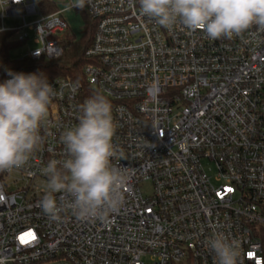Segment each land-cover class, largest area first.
Listing matches in <instances>:
<instances>
[{
	"label": "built area",
	"instance_id": "2783aa9c",
	"mask_svg": "<svg viewBox=\"0 0 264 264\" xmlns=\"http://www.w3.org/2000/svg\"><path fill=\"white\" fill-rule=\"evenodd\" d=\"M84 7L95 31L83 80L48 81L56 95L40 144L24 167L0 171V264H216L207 244L216 232L238 242L240 264H264V32L253 26L211 40L179 22L158 25L140 13L138 0H87ZM0 11V33L15 32L22 45L28 32L36 35L41 48L23 59L63 55V11L43 15L34 0H0ZM7 15L23 24L6 29ZM31 16L39 19L29 24ZM96 95L112 105L111 163L127 175L124 203L104 220L65 212L53 222L40 208L43 170L69 158L61 136ZM12 176L27 185L10 191L5 178ZM22 235L30 242L21 243Z\"/></svg>",
	"mask_w": 264,
	"mask_h": 264
},
{
	"label": "clouds",
	"instance_id": "9594fccd",
	"mask_svg": "<svg viewBox=\"0 0 264 264\" xmlns=\"http://www.w3.org/2000/svg\"><path fill=\"white\" fill-rule=\"evenodd\" d=\"M86 2L71 0L65 10L82 9ZM138 4L142 15L166 29L179 22L189 30H202L211 40L232 39L253 26L264 32V0H138ZM8 75L10 79L0 82V171L28 163L56 95L42 75L11 70ZM114 135L110 101L103 95L86 100L78 124L61 136L69 158L51 160L43 170L48 182L40 208L50 220L60 222L65 212L80 221L104 220L121 209L127 175L111 163L117 156ZM207 244L216 264H240L236 240L216 232Z\"/></svg>",
	"mask_w": 264,
	"mask_h": 264
},
{
	"label": "trees",
	"instance_id": "16d2710c",
	"mask_svg": "<svg viewBox=\"0 0 264 264\" xmlns=\"http://www.w3.org/2000/svg\"><path fill=\"white\" fill-rule=\"evenodd\" d=\"M39 10L43 15L55 13L59 10L56 2L52 0H43L38 4ZM81 12L84 27L80 36H76L69 26L64 34L59 37L63 48V55L55 61L32 59H22L14 61L10 58V51L18 48L22 43L12 41L10 38L15 32L0 33V42L3 45V53L0 59V82L5 81L8 77L9 70L13 73H35L47 78V81L59 77H72L76 81H82L83 67L88 64L85 52L91 46L95 31V21L91 18L88 10L83 7L77 8ZM264 250V230L259 234Z\"/></svg>",
	"mask_w": 264,
	"mask_h": 264
},
{
	"label": "rangeland",
	"instance_id": "374dc122",
	"mask_svg": "<svg viewBox=\"0 0 264 264\" xmlns=\"http://www.w3.org/2000/svg\"><path fill=\"white\" fill-rule=\"evenodd\" d=\"M34 1L38 5L43 0H34ZM52 1L56 2L59 7V10L64 12L63 16L66 19L68 25L70 26L71 31L76 36H80L81 31L84 27V20H83L81 12H79L77 8L75 7H73L70 11L65 10V5L70 3L71 0H52ZM0 14H1V11H0ZM38 19H39V16H31V17H28L27 22L29 24H33ZM22 24H23L22 19L19 16H8L7 15L3 21V26L6 29H11V30L14 29L16 26L22 25ZM28 37H29V40L26 44L21 45L18 48H14L10 51L9 55L12 60L14 61L22 60L27 54V52L41 48L39 44H36L35 33L28 32ZM17 40H18V36L14 35L12 38V41H17ZM203 166L205 170L208 172V174L214 178L215 177L214 166L211 164H207L206 162L203 163ZM5 180L7 182L9 190L12 192H16L18 191V189H21L22 187H25L27 185V183L22 181L20 177L18 176H12L11 178L8 177V178H5ZM15 180H18V181L15 182ZM45 186L46 185H42V187L40 188V191L45 192ZM142 188H143L144 193L148 194L151 191V185L149 183L143 185ZM39 264H61V263H59L57 260H51L50 262L39 263Z\"/></svg>",
	"mask_w": 264,
	"mask_h": 264
},
{
	"label": "snow or ice",
	"instance_id": "6c2138e0",
	"mask_svg": "<svg viewBox=\"0 0 264 264\" xmlns=\"http://www.w3.org/2000/svg\"><path fill=\"white\" fill-rule=\"evenodd\" d=\"M26 235L30 236L32 239H35V236L34 234L32 233H27ZM21 243H29L30 241L29 240H26L24 235H22L21 237H19ZM249 255H252L251 253Z\"/></svg>",
	"mask_w": 264,
	"mask_h": 264
},
{
	"label": "crops",
	"instance_id": "0c3cea01",
	"mask_svg": "<svg viewBox=\"0 0 264 264\" xmlns=\"http://www.w3.org/2000/svg\"><path fill=\"white\" fill-rule=\"evenodd\" d=\"M9 16H14V15H9ZM16 35L15 33L13 34V36ZM13 36L10 38L12 40Z\"/></svg>",
	"mask_w": 264,
	"mask_h": 264
}]
</instances>
